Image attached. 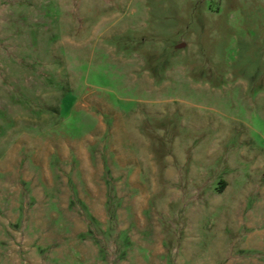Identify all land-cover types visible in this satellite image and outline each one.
<instances>
[{
    "label": "rangeland",
    "instance_id": "374dc122",
    "mask_svg": "<svg viewBox=\"0 0 264 264\" xmlns=\"http://www.w3.org/2000/svg\"><path fill=\"white\" fill-rule=\"evenodd\" d=\"M0 264H264V0H0Z\"/></svg>",
    "mask_w": 264,
    "mask_h": 264
}]
</instances>
